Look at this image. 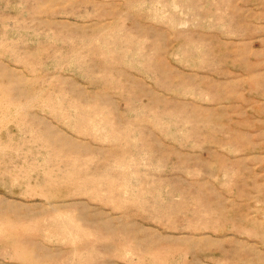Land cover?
<instances>
[{
	"label": "rangeland",
	"instance_id": "1",
	"mask_svg": "<svg viewBox=\"0 0 264 264\" xmlns=\"http://www.w3.org/2000/svg\"><path fill=\"white\" fill-rule=\"evenodd\" d=\"M0 264H264V0H0Z\"/></svg>",
	"mask_w": 264,
	"mask_h": 264
}]
</instances>
